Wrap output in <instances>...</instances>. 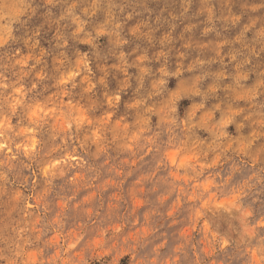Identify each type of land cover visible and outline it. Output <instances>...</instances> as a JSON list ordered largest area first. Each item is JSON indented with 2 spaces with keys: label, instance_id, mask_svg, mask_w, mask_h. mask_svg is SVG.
Segmentation results:
<instances>
[{
  "label": "clouds",
  "instance_id": "obj_1",
  "mask_svg": "<svg viewBox=\"0 0 264 264\" xmlns=\"http://www.w3.org/2000/svg\"><path fill=\"white\" fill-rule=\"evenodd\" d=\"M0 264H264V0H0Z\"/></svg>",
  "mask_w": 264,
  "mask_h": 264
}]
</instances>
